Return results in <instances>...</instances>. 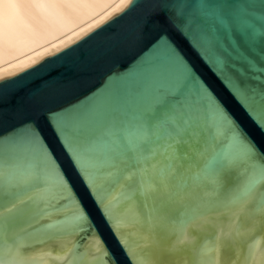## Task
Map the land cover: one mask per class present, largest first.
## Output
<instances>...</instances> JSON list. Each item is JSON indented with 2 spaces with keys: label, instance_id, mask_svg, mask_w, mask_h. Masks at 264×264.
Returning <instances> with one entry per match:
<instances>
[{
  "label": "water",
  "instance_id": "obj_1",
  "mask_svg": "<svg viewBox=\"0 0 264 264\" xmlns=\"http://www.w3.org/2000/svg\"><path fill=\"white\" fill-rule=\"evenodd\" d=\"M168 3L132 0L0 80L3 264L261 260L264 126L232 89L260 86L249 77L262 74L228 53L235 40L264 67V29L214 39L195 14L181 24ZM173 86L192 116L174 139L151 115ZM213 157L220 166L205 170Z\"/></svg>",
  "mask_w": 264,
  "mask_h": 264
},
{
  "label": "bare ground",
  "instance_id": "obj_2",
  "mask_svg": "<svg viewBox=\"0 0 264 264\" xmlns=\"http://www.w3.org/2000/svg\"><path fill=\"white\" fill-rule=\"evenodd\" d=\"M129 0H0V80L75 43Z\"/></svg>",
  "mask_w": 264,
  "mask_h": 264
},
{
  "label": "snow or ice",
  "instance_id": "obj_3",
  "mask_svg": "<svg viewBox=\"0 0 264 264\" xmlns=\"http://www.w3.org/2000/svg\"><path fill=\"white\" fill-rule=\"evenodd\" d=\"M131 2L132 0H129V3ZM166 7L181 24L185 21L191 23L193 15H197L200 23L208 24L214 39H219L216 36L218 30L228 33L229 36L233 33H239L243 37L255 36L260 33L261 29H264V0H198L195 4L192 0H169ZM231 46L233 52L228 53L229 55L234 53V58L246 63L250 72L262 74L249 77L257 81L260 86L236 84L232 90L244 104L246 110L249 111V115L258 124L264 126V67H258L255 61L243 50V46L235 40L232 41ZM237 70L241 72V75H244L243 69ZM183 91L184 89L179 86L168 89L167 94L158 99L157 106L151 114L154 118H159L160 123L165 126V131H176L177 135H169L173 139L181 136L182 129H186L192 120L188 107L183 103ZM30 135L35 138V132L30 133ZM219 166L220 160L216 157L208 159L204 165L207 171L215 170ZM24 183L27 181L25 180ZM254 183V180L250 181V186ZM22 194H26V190L15 194L9 193V195H14L15 199H19ZM4 195V184L2 177H0V199ZM0 212H2V208H0ZM0 264H3L2 260H0ZM256 264H264V253H262L261 260L257 261Z\"/></svg>",
  "mask_w": 264,
  "mask_h": 264
}]
</instances>
